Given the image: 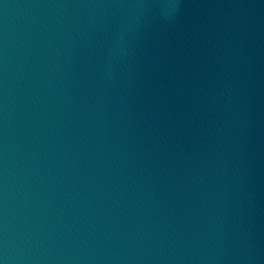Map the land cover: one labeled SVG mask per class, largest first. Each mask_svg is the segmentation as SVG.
<instances>
[{
    "label": "water",
    "instance_id": "1",
    "mask_svg": "<svg viewBox=\"0 0 264 264\" xmlns=\"http://www.w3.org/2000/svg\"><path fill=\"white\" fill-rule=\"evenodd\" d=\"M162 2L0 0L4 264H264V0Z\"/></svg>",
    "mask_w": 264,
    "mask_h": 264
},
{
    "label": "clouds",
    "instance_id": "2",
    "mask_svg": "<svg viewBox=\"0 0 264 264\" xmlns=\"http://www.w3.org/2000/svg\"><path fill=\"white\" fill-rule=\"evenodd\" d=\"M159 6L161 8L162 14L165 16H169L177 9L178 3L177 0H163V2ZM138 7L143 8L145 7V5L141 4ZM0 264H4V262L0 261Z\"/></svg>",
    "mask_w": 264,
    "mask_h": 264
}]
</instances>
